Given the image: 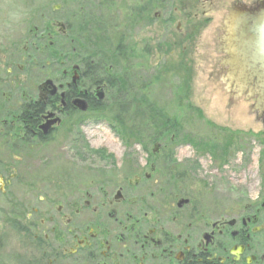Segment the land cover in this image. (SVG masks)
<instances>
[{
    "label": "flooded vegetation",
    "instance_id": "af4514ba",
    "mask_svg": "<svg viewBox=\"0 0 264 264\" xmlns=\"http://www.w3.org/2000/svg\"><path fill=\"white\" fill-rule=\"evenodd\" d=\"M225 2L223 17L259 3ZM214 3L137 0L136 26L143 34L150 29L132 53L142 78L158 77L157 59L165 49L170 55L164 66L186 63L192 37L205 27ZM53 24L66 37L67 25ZM118 45L120 58L128 61L126 38ZM15 48L6 57L10 67L0 70V202L23 237L25 264H264V162L203 183V193L181 189L190 170L175 154L161 152L160 143L157 152L139 154L146 169L133 162L136 154L120 153L114 165L96 158L74 177L33 176L32 163L44 172L45 161L60 158L51 150L72 149L80 140L79 129L89 125L80 117L105 108L112 78L101 58L81 53L70 70L31 71L28 49ZM98 60V69H88ZM216 74L222 75V67ZM48 79L52 94L39 89ZM78 99L86 111L74 105Z\"/></svg>",
    "mask_w": 264,
    "mask_h": 264
},
{
    "label": "rangeland",
    "instance_id": "374dc122",
    "mask_svg": "<svg viewBox=\"0 0 264 264\" xmlns=\"http://www.w3.org/2000/svg\"><path fill=\"white\" fill-rule=\"evenodd\" d=\"M225 1L214 3L215 10L208 14L205 27L192 37L186 63L171 62L164 66L163 59L168 60L170 55L165 49L157 59L159 75L150 79L142 78V71L136 67V55L132 56L137 43L150 35V29L143 34L131 21L122 25L127 21L126 14L135 15L137 0H112L107 9L98 0H0L1 71L10 67L6 57L9 58L14 46L16 50L28 49L31 71L47 74L58 73L61 68L70 70L80 53L82 57L91 54L104 61L103 67L114 84L109 86L103 110L80 117L89 125L79 129L80 140L73 143L72 149L51 150L60 154L58 161H45L44 172L40 163H32V175L74 177L80 168H90L89 164L97 162L96 158L114 165L122 158L120 153L136 154L131 157L133 162L141 163L137 167L146 169L139 154L150 152L152 143H148L146 133L138 134L134 127L132 130L127 118L122 124L110 116L115 101H124L130 112L140 113L145 120L143 127L153 128L148 133L160 134L165 122L173 123L172 132L153 143H160L161 152L175 154L178 162L190 170L187 183L181 184L186 192L203 193V183L215 184L218 176L227 171L261 167L264 162V157L263 161L259 159L264 154L261 120L250 111L251 101L234 97L224 89L221 76L214 75L221 69L218 40L228 4ZM262 1L240 0L248 6ZM56 5L59 8L55 9ZM56 20L67 25L66 37L58 34L53 24ZM119 25L128 42V61L116 55L111 42L110 29ZM68 155H72L70 159ZM75 157L87 160L75 161ZM5 203L0 202V264H25L24 240L16 230L18 226L6 218L10 208Z\"/></svg>",
    "mask_w": 264,
    "mask_h": 264
},
{
    "label": "water",
    "instance_id": "95a60500",
    "mask_svg": "<svg viewBox=\"0 0 264 264\" xmlns=\"http://www.w3.org/2000/svg\"><path fill=\"white\" fill-rule=\"evenodd\" d=\"M57 26L63 33V23L58 22ZM218 52L222 55L219 61L224 89L236 98L251 101L250 111L264 126V1L253 9H235L224 17ZM39 89L49 94L55 92L49 79ZM97 94L102 99L103 94ZM74 105L81 111L87 110L84 100H75ZM159 145L154 143L151 151L157 152Z\"/></svg>",
    "mask_w": 264,
    "mask_h": 264
},
{
    "label": "trees",
    "instance_id": "16d2710c",
    "mask_svg": "<svg viewBox=\"0 0 264 264\" xmlns=\"http://www.w3.org/2000/svg\"><path fill=\"white\" fill-rule=\"evenodd\" d=\"M98 1H99L100 6H103L105 8L107 6L109 7L110 2L112 5V0H98ZM126 16H128V17L127 18L124 17V18H126L127 21L122 22V25H123V23H126L128 21H131V24L135 23V25H136V20H137L136 13H135V15H127L126 14ZM124 25H126V24H124ZM118 27H120V25ZM118 27H116V28H118ZM123 27L125 28V26H123ZM116 28L114 27L113 29L112 28L110 29V31H111L110 32L111 33V42L113 44L114 49L117 50V52H119V54L118 55L116 54V55L118 57H120V51L122 50V46H119L118 43L122 42L126 38V35H125V33L121 27H120V29H116ZM78 37H81V33H78ZM116 43H117V45H116ZM120 59H122V58H120ZM95 62H96L95 65H92V66L88 64L87 65L88 69L89 68H91L90 70L98 69V66L100 64V60L95 61ZM110 85L111 86L114 85L112 83V81L110 82ZM113 107L114 108L110 111V116L122 124L125 123V119L127 118V120L130 122L132 130L134 127L138 134H145V133L147 134L146 136L148 139V143H152L153 141H156L157 139H159V137L163 136V134L169 135V133H171L172 130L175 128L173 123L167 121L164 123V125L166 127L160 131V134H157L155 131L148 133V130H153V128L152 127H143V125L145 124V122H144L145 120L142 119L143 118L142 115L136 111L130 112L129 108H128V104L126 102L115 101Z\"/></svg>",
    "mask_w": 264,
    "mask_h": 264
}]
</instances>
